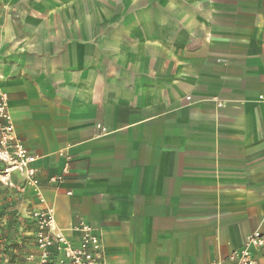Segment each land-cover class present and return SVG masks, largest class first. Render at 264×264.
<instances>
[{
  "label": "crops",
  "instance_id": "0c3cea01",
  "mask_svg": "<svg viewBox=\"0 0 264 264\" xmlns=\"http://www.w3.org/2000/svg\"><path fill=\"white\" fill-rule=\"evenodd\" d=\"M32 1L0 0V90L40 182L0 183V255L38 264L46 207L107 264H209L264 233V0Z\"/></svg>",
  "mask_w": 264,
  "mask_h": 264
},
{
  "label": "built area",
  "instance_id": "2783aa9c",
  "mask_svg": "<svg viewBox=\"0 0 264 264\" xmlns=\"http://www.w3.org/2000/svg\"><path fill=\"white\" fill-rule=\"evenodd\" d=\"M6 102V96L0 91V117L4 121L3 125L0 124V161L8 164L3 171L4 178L16 171L23 184L39 192L40 182L34 166L36 156L20 142L7 113ZM66 170L65 167L63 173ZM61 180L62 175L50 179L54 184H60ZM32 215L37 225L35 244L39 251L38 264H107L102 239L91 225L79 221L75 227L80 233L79 241L73 244L64 235L53 232L54 211L51 207ZM255 252L264 255V233L260 231L252 232L240 247L209 264H257Z\"/></svg>",
  "mask_w": 264,
  "mask_h": 264
},
{
  "label": "rangeland",
  "instance_id": "374dc122",
  "mask_svg": "<svg viewBox=\"0 0 264 264\" xmlns=\"http://www.w3.org/2000/svg\"><path fill=\"white\" fill-rule=\"evenodd\" d=\"M17 2H18V5H19V9L21 8L23 11L24 10H28L29 7L32 6V4H33V6H36V4H39L38 1H32V0H17ZM60 2L62 3L63 1H61V0H52V1L48 2V3H50L48 5L45 4V5H37V6H39L42 9H46V8L49 9L52 6H58V4ZM7 11H10V10H7ZM17 13H19V12H17ZM8 19H14V16L13 17L9 16ZM0 124L1 125L4 124V121H3V119L1 117H0ZM6 168H8V164L0 161V183H3L5 181L6 183L9 184L11 180H9L8 176L4 178V174H3V171ZM10 246H13V245H10ZM12 263H14V256L8 255L7 257H5L4 255H0V264H12Z\"/></svg>",
  "mask_w": 264,
  "mask_h": 264
}]
</instances>
